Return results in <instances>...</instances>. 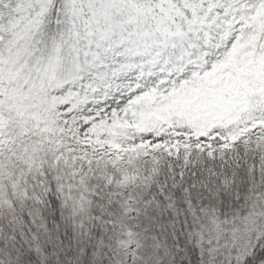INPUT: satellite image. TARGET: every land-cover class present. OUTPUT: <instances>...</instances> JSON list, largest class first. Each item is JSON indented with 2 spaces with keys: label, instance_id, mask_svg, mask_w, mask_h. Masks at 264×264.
<instances>
[{
  "label": "snow or ice",
  "instance_id": "1",
  "mask_svg": "<svg viewBox=\"0 0 264 264\" xmlns=\"http://www.w3.org/2000/svg\"><path fill=\"white\" fill-rule=\"evenodd\" d=\"M0 264H264V0H0Z\"/></svg>",
  "mask_w": 264,
  "mask_h": 264
}]
</instances>
